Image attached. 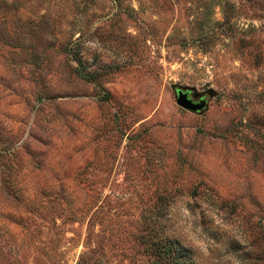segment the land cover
Masks as SVG:
<instances>
[{
    "label": "rangeland",
    "instance_id": "374dc122",
    "mask_svg": "<svg viewBox=\"0 0 264 264\" xmlns=\"http://www.w3.org/2000/svg\"><path fill=\"white\" fill-rule=\"evenodd\" d=\"M159 242L264 264V0H0V264Z\"/></svg>",
    "mask_w": 264,
    "mask_h": 264
},
{
    "label": "water",
    "instance_id": "95a60500",
    "mask_svg": "<svg viewBox=\"0 0 264 264\" xmlns=\"http://www.w3.org/2000/svg\"><path fill=\"white\" fill-rule=\"evenodd\" d=\"M190 90H184L179 87L174 88L175 99L177 104L188 111L193 112H202L207 108V99L206 96L203 95L198 99V102H194L192 99L188 98V94H190Z\"/></svg>",
    "mask_w": 264,
    "mask_h": 264
},
{
    "label": "trees",
    "instance_id": "16d2710c",
    "mask_svg": "<svg viewBox=\"0 0 264 264\" xmlns=\"http://www.w3.org/2000/svg\"><path fill=\"white\" fill-rule=\"evenodd\" d=\"M153 250L158 256V264H186L182 258L183 255L175 251L166 242H159L158 245L155 244Z\"/></svg>",
    "mask_w": 264,
    "mask_h": 264
},
{
    "label": "flooded vegetation",
    "instance_id": "af4514ba",
    "mask_svg": "<svg viewBox=\"0 0 264 264\" xmlns=\"http://www.w3.org/2000/svg\"><path fill=\"white\" fill-rule=\"evenodd\" d=\"M188 98L192 99L190 94H188ZM192 100H193L194 102H198V100H194V99H192Z\"/></svg>",
    "mask_w": 264,
    "mask_h": 264
}]
</instances>
